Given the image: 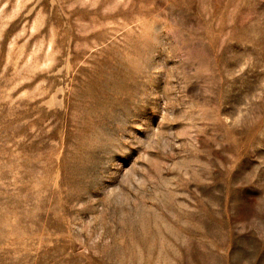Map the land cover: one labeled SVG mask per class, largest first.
I'll list each match as a JSON object with an SVG mask.
<instances>
[{"label":"rangeland","instance_id":"374dc122","mask_svg":"<svg viewBox=\"0 0 264 264\" xmlns=\"http://www.w3.org/2000/svg\"><path fill=\"white\" fill-rule=\"evenodd\" d=\"M0 264H264V0H0Z\"/></svg>","mask_w":264,"mask_h":264}]
</instances>
